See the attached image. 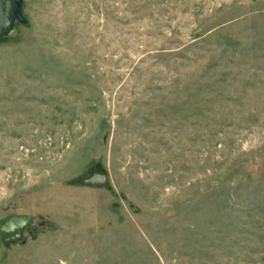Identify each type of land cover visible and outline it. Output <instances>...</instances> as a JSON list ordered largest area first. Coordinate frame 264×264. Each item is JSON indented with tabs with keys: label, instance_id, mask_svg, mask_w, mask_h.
Segmentation results:
<instances>
[{
	"label": "rangeland",
	"instance_id": "rangeland-1",
	"mask_svg": "<svg viewBox=\"0 0 264 264\" xmlns=\"http://www.w3.org/2000/svg\"><path fill=\"white\" fill-rule=\"evenodd\" d=\"M22 1L0 264H264V0Z\"/></svg>",
	"mask_w": 264,
	"mask_h": 264
},
{
	"label": "water",
	"instance_id": "water-1",
	"mask_svg": "<svg viewBox=\"0 0 264 264\" xmlns=\"http://www.w3.org/2000/svg\"><path fill=\"white\" fill-rule=\"evenodd\" d=\"M23 3L22 0H0V39L10 35L17 22L26 23V19L22 15ZM78 183L91 187H105L108 182L106 175L95 172L89 177L81 178ZM33 220L32 216L18 214H12V216L0 220L2 242L5 245H10L20 241Z\"/></svg>",
	"mask_w": 264,
	"mask_h": 264
},
{
	"label": "trees",
	"instance_id": "trees-1",
	"mask_svg": "<svg viewBox=\"0 0 264 264\" xmlns=\"http://www.w3.org/2000/svg\"><path fill=\"white\" fill-rule=\"evenodd\" d=\"M7 38H8V36L6 38H4V39H0V41L6 40Z\"/></svg>",
	"mask_w": 264,
	"mask_h": 264
}]
</instances>
